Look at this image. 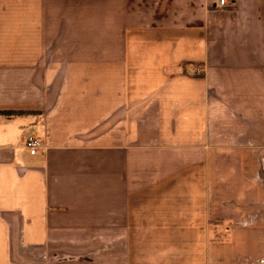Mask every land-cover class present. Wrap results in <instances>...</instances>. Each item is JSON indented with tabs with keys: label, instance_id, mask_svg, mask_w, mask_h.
Segmentation results:
<instances>
[{
	"label": "crops",
	"instance_id": "crops-1",
	"mask_svg": "<svg viewBox=\"0 0 264 264\" xmlns=\"http://www.w3.org/2000/svg\"><path fill=\"white\" fill-rule=\"evenodd\" d=\"M229 2L0 0V264H264V0Z\"/></svg>",
	"mask_w": 264,
	"mask_h": 264
},
{
	"label": "built area",
	"instance_id": "built-area-1",
	"mask_svg": "<svg viewBox=\"0 0 264 264\" xmlns=\"http://www.w3.org/2000/svg\"><path fill=\"white\" fill-rule=\"evenodd\" d=\"M218 5L220 7H226L230 5V2L229 0H218ZM26 147L30 150L32 154H35L44 147V142L38 137L31 136L26 141Z\"/></svg>",
	"mask_w": 264,
	"mask_h": 264
}]
</instances>
